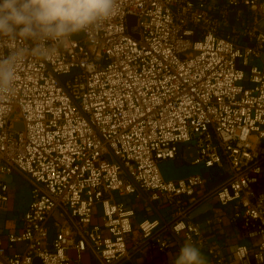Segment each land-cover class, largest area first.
<instances>
[{"label": "built area", "instance_id": "1", "mask_svg": "<svg viewBox=\"0 0 264 264\" xmlns=\"http://www.w3.org/2000/svg\"><path fill=\"white\" fill-rule=\"evenodd\" d=\"M263 19L264 0H120L87 34L27 57L3 98L0 203L12 199L3 176L15 171L29 178L31 200L19 227L0 235V264H72L69 249L81 258L89 248L115 264L130 240L165 226L148 264H171L158 254L174 242L231 264L219 234L204 231L223 217L185 215L204 175L167 179L160 169L180 144L197 148L194 164L227 169L215 195L239 227L233 258L264 264Z\"/></svg>", "mask_w": 264, "mask_h": 264}, {"label": "clouds", "instance_id": "2", "mask_svg": "<svg viewBox=\"0 0 264 264\" xmlns=\"http://www.w3.org/2000/svg\"><path fill=\"white\" fill-rule=\"evenodd\" d=\"M120 0H0V121L9 109L3 98L17 82L29 56H49L74 35L87 34L117 15ZM173 231H179L174 228ZM242 260L247 249L237 252ZM171 264H208L200 248L186 242Z\"/></svg>", "mask_w": 264, "mask_h": 264}, {"label": "crops", "instance_id": "3", "mask_svg": "<svg viewBox=\"0 0 264 264\" xmlns=\"http://www.w3.org/2000/svg\"><path fill=\"white\" fill-rule=\"evenodd\" d=\"M15 172L20 173L19 175L27 180V185L30 188L31 198V182L29 178L24 174L22 175V173L19 171ZM196 172L202 173L206 178V184L201 189V198L207 196L220 184L225 182L229 176L228 172L222 173V170H219L217 168L210 169L203 166L196 170ZM3 178L8 182L11 188L12 199L9 202L0 203V235L10 230H15L19 227L23 212L26 210L30 201L29 200L26 204H20L16 201V190L20 187V184H16L13 182V173L4 175ZM214 180L216 181V183L214 182ZM22 207H24L23 210H21ZM146 215L147 214H145L143 211H139L137 213L134 226L137 227L138 222ZM216 216H222L223 222L217 224L215 227L205 228L204 231L207 234H219V237L222 239L224 251L228 256H230L231 264H239V262L233 258L235 247L241 241L238 235L239 227L231 218L232 210L230 207H223L217 200L216 195H213L203 200L188 214V218L197 222H202L208 218H214ZM54 217L57 220H63L68 216L64 212H62V210H57ZM52 232H54V228L52 229ZM252 241L254 240H245V242L248 243ZM139 245H136V243L130 240V251L135 249ZM150 246L151 241L143 246L140 250L136 251L133 255L126 258L120 264H148V250ZM182 246V244L174 242L169 250H167L165 253L158 254V258H166L171 261ZM200 250L206 257L208 264H213L210 253L203 248H200ZM68 254L72 259V264H104L103 261L90 248L82 253L81 258H78V252L75 249H69Z\"/></svg>", "mask_w": 264, "mask_h": 264}, {"label": "rangeland", "instance_id": "4", "mask_svg": "<svg viewBox=\"0 0 264 264\" xmlns=\"http://www.w3.org/2000/svg\"><path fill=\"white\" fill-rule=\"evenodd\" d=\"M179 147L180 150L175 159L164 160L160 163V169L167 179L185 177L196 172V170L202 167L194 164V161L198 156V150L193 144H180ZM223 172L227 173V169L222 170V173ZM19 174L20 173L18 172L13 173V182L20 184V187L16 190L15 198L18 203L26 204L29 200H31L30 188L27 185V180L22 178ZM23 208L24 207H22L21 210H23Z\"/></svg>", "mask_w": 264, "mask_h": 264}, {"label": "water", "instance_id": "5", "mask_svg": "<svg viewBox=\"0 0 264 264\" xmlns=\"http://www.w3.org/2000/svg\"><path fill=\"white\" fill-rule=\"evenodd\" d=\"M129 20V25L132 26L135 23V17L133 16H129L128 17ZM257 27L264 30V19L261 20L258 24ZM83 36V33L74 35L73 37L75 38H80ZM21 125H17V127H20ZM220 187V186H219ZM219 187L215 188L212 192H210L207 196L201 198L197 203H195L194 205H192L189 209H187V211L185 212V215H188L196 206H198L203 200H205L206 198L215 195V193L217 192V190L219 189ZM165 229H167V226H165L164 228H162L159 232H157L154 236H152L151 238L145 240L144 242H142V244H140L139 246H137L135 249L131 250L128 254V256L122 258L121 260H119L118 262H116L115 264H120L122 263L126 258H128L129 256L133 255L136 251L140 250L143 246H145L146 244H148L155 236H157L158 234L162 233ZM33 264H42V260L39 257H35L34 258V263Z\"/></svg>", "mask_w": 264, "mask_h": 264}, {"label": "trees", "instance_id": "6", "mask_svg": "<svg viewBox=\"0 0 264 264\" xmlns=\"http://www.w3.org/2000/svg\"><path fill=\"white\" fill-rule=\"evenodd\" d=\"M210 169H212V168H210ZM221 179V178H220ZM211 181H213V180H211ZM214 182L216 183V181L214 180ZM141 211V210H140Z\"/></svg>", "mask_w": 264, "mask_h": 264}]
</instances>
